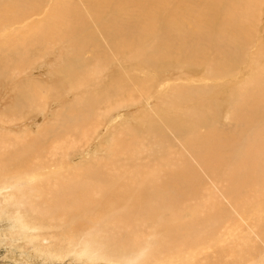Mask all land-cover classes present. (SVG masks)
I'll use <instances>...</instances> for the list:
<instances>
[{"label": "bare ground", "instance_id": "6f19581e", "mask_svg": "<svg viewBox=\"0 0 264 264\" xmlns=\"http://www.w3.org/2000/svg\"><path fill=\"white\" fill-rule=\"evenodd\" d=\"M0 88L15 261L173 264L222 240L218 192L264 240V0H0Z\"/></svg>", "mask_w": 264, "mask_h": 264}, {"label": "rangeland", "instance_id": "374dc122", "mask_svg": "<svg viewBox=\"0 0 264 264\" xmlns=\"http://www.w3.org/2000/svg\"><path fill=\"white\" fill-rule=\"evenodd\" d=\"M45 75L46 74H43L42 77H44ZM46 76L49 77V74H47ZM203 84H206V83H203ZM208 84H210V83H208ZM208 84H206V85H208ZM8 91H9L8 89L0 88V109H3V107H4L3 105L5 104V100L10 99L11 91H9V92ZM73 99H74V97L71 94L69 95V97L68 96L66 97V100L70 101V102ZM152 105H154V104H152ZM152 105H150V106H152ZM61 106H62L61 101L58 102V104H56V105H52L50 107V113L47 116H53L52 115L53 112L58 111ZM45 118H43L42 121H40L39 123L40 124L44 123ZM33 120H34L33 118L29 119L28 122H30L29 123L30 125H28V126L25 125V124H27L26 122L22 123V121H18V123H21V125L23 124L24 127L22 129L17 128L18 126H20V124H16V126H10V127L17 128L18 130H28L26 132V137L28 138L30 136L29 135L30 132H36L37 131L36 128H38L34 125V123H32ZM32 124L34 127L30 128L32 126ZM165 136L167 137L168 140H171L173 142V145H174L175 140H176L175 142H179V140L176 139L173 135H172L173 137L169 136V134L165 135ZM102 155L103 154H101L100 156H102ZM207 180H209V179H207ZM217 195H218V199H219L217 201V204L221 208L225 209V211L229 214V218H228V221L226 222V225L221 227V228L225 227V229H224L225 231H223L221 229V231H222L221 233L223 235H221V233L219 232L220 235L223 236V237H221L222 240L220 241V243H219V241L213 242L210 246L209 245L206 246L207 248L206 247L202 248V246H200V248L195 247V249H190L188 246H185L184 244H179L181 247H179L178 245L176 246V244H175V247L177 249L179 247L178 253L180 255L178 257L173 258V259L171 258L172 259L171 263L173 262V264H182V263L183 264H206V261H208V263L213 264V262H214V264H215V263L219 262V260L221 258V257L219 259L217 258L218 254H216L215 248H214L219 244V245H223V246L227 247L228 250H229V248L231 249V247L236 248L237 253L232 254V255L230 253V255L225 256L224 257L225 260H223L224 262H228L230 264H264V240L262 238L258 237L255 233H253L251 231V229L249 227V222H252L253 220H250V219L249 220L248 219L242 220L243 218H241V215L237 212L236 208L232 205L233 202L231 201V199L229 197H225L221 192H218ZM260 212H262V211H260ZM260 214L262 216H264V211L262 213H257V215H260ZM226 228H228V229L226 230ZM3 231H4V233H6L5 234L6 236L4 239H0V264H25L23 262L21 263L20 261H15L13 258H11L7 254L9 253L8 251H10V249H12L13 252L16 254H20L22 251H25L26 252L25 254H31V256H32V254H35L34 252L38 248V246L34 242V240H35L34 236H31L27 232H21L20 230H17V229L8 230L9 232L6 231V229H3ZM18 231L21 232L20 236H18L16 234ZM225 232H226V234L229 232L228 234H230V235H226ZM233 237H236L237 240L236 239L233 240ZM242 246H245V247H242ZM176 248H175V250H177ZM240 250H242V251H240ZM229 252H230V250H229ZM239 254L240 255L242 254V255L240 256ZM212 257L214 259H212ZM179 261H180V263H179ZM73 264H81V263H77V261H75V262H73ZM161 264H165V261Z\"/></svg>", "mask_w": 264, "mask_h": 264}]
</instances>
